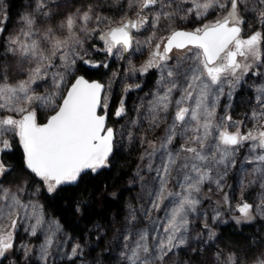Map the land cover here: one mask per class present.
<instances>
[{
	"label": "snow or ice",
	"instance_id": "1",
	"mask_svg": "<svg viewBox=\"0 0 264 264\" xmlns=\"http://www.w3.org/2000/svg\"><path fill=\"white\" fill-rule=\"evenodd\" d=\"M257 5L258 11L257 7L249 9L246 0H128L129 8L136 9V18L125 15L115 22V26L108 17L94 15L92 5L84 10L77 8L57 28L41 29L35 14L22 16L23 27L17 34L7 37L5 50L17 57L21 64L27 63L31 67L28 78L15 84L8 82L6 73L0 76V110L20 117L14 118L11 114L0 117V152L12 148L11 140L6 138L9 133L18 137L24 167L42 181L50 193L60 185L75 183L82 173H96L108 167L109 157L116 147L117 133L106 126L107 112L101 115L97 111L101 107L104 85L89 82L81 76L66 88L67 76L77 60L92 67L99 66L85 59L89 53L83 49L78 33L94 35L99 32L98 38L104 47L96 50L122 59L134 45L135 50L152 47L161 22L166 21L170 34L159 38L149 59L139 69L141 73L153 68L159 71L151 99L146 107L143 103L140 105L145 107L143 119L148 120L150 130L167 124L159 144L152 143L151 149L146 148L141 155V160H147V171L155 173V186H144L147 207L140 205L137 209L130 206L119 252L123 264H161L169 253L187 243L189 216L201 203L198 194L202 186L211 181L222 188L220 181L236 166L237 154L246 144L249 154L243 163L253 165L251 173L264 188V124L260 123L264 120V84L255 88L254 99L258 107L253 108L249 117L258 127L242 132L241 126L245 122L233 120L228 112L230 105L225 106L223 115L217 116L225 85L227 95L231 97L242 76L252 70L253 64L246 61L252 58L255 64L264 66V31L257 30L247 37L242 35L248 26L241 15L242 9L257 13L255 19L264 28V0H257ZM47 6L48 0H37L36 13L50 18L52 12L45 10ZM217 9L227 10L222 19L201 23L191 31L172 27L177 19L203 21ZM5 19L0 17V25ZM90 23L96 27L89 28ZM101 24L106 30L100 29ZM148 28L152 33L145 41L135 39L133 31ZM57 29L66 33L64 38L57 36ZM4 31L5 28L0 27V33ZM174 50L183 55L174 56ZM103 66L108 67L107 64ZM130 70L136 71L134 66ZM33 85L43 86L45 92L38 94ZM133 87L140 86L129 85L125 91ZM103 107L107 108V103ZM42 108L53 113L44 124L37 122L38 109ZM124 114L121 103L115 115ZM136 123V120L132 121L133 125ZM146 142L151 143L141 139L142 144ZM9 171L8 165L0 160V177ZM170 184L182 191H174ZM26 188L27 180L15 188L0 184V257L14 247L15 230L18 222H23L28 225L25 231L30 235H43L39 258L47 264L52 250L60 245L59 234L63 229L58 221L45 219L38 202L22 198ZM262 205L264 197L261 205L256 206L264 215ZM252 210L253 205L247 202L238 206L246 221L252 219ZM159 212H163L162 217L153 215ZM218 218L219 213H216L213 220ZM4 220L10 221V231L3 226ZM204 228L209 230L210 237L215 236L207 223ZM79 248V244L73 246L71 255L75 256ZM216 259L218 264H244L235 253L221 258L218 252ZM254 264H264V254L257 257Z\"/></svg>",
	"mask_w": 264,
	"mask_h": 264
},
{
	"label": "rangeland",
	"instance_id": "2",
	"mask_svg": "<svg viewBox=\"0 0 264 264\" xmlns=\"http://www.w3.org/2000/svg\"><path fill=\"white\" fill-rule=\"evenodd\" d=\"M36 2L37 0H18L20 9L18 12L10 15L8 13V1L0 0V17H6L4 23L0 25V27L5 28V31L0 33V76L6 73L8 82L12 84L18 83L20 80H26L28 78V69L31 67L27 63L21 64L17 57L7 53L5 50L7 37L17 34L23 27L22 16L35 14L38 25L41 29H44L48 26L57 28L67 15L75 12L77 8L84 10L88 5L93 6L94 15L108 17L112 21V26H115V22L119 21L121 17L127 15V17L132 18L136 13L135 8H129L128 0H48V6L45 10L50 9L52 15L50 18H45L36 13ZM246 4L249 9L257 7L258 11L257 0H246ZM188 6L190 5H185V7ZM226 11V9L211 11L203 21H198L195 18H190L186 21L177 19L172 27L188 30V28L200 26L204 22L222 19L226 15ZM256 14L243 9L241 11V15L244 16L247 22V29L252 33L257 30L264 31V28L255 19ZM166 24V21L161 22L160 28L156 32V38L152 42V47H141L139 50H135L136 45H134L130 55L122 59L116 55L109 56L104 51L96 50L104 47L103 42L99 41V32L94 35L78 33L80 39L83 41V49H87L89 53L85 59H90L99 65L98 67H94V69L101 68L107 73L103 81L105 90L101 106L103 107L104 103H107L106 109L111 108L113 101H115V105L114 107L112 106L111 110L112 118L115 121L112 127L117 133L115 148H119L120 146H137L139 149L138 156L140 155L139 167L141 166V172L139 175L137 174L132 182L134 190L128 195L124 216L120 221L112 224L105 240H103L102 231L96 235L97 239L91 242L89 239L87 240L88 236L81 237L78 235L71 237L70 231L63 229L62 233L59 234L60 245L52 250L51 256L47 259V264H123L119 256L122 244L120 237L126 223V217L129 214V208L131 206L138 209L140 205L147 207L148 197L144 186H155L153 181L155 173L147 171L145 167L147 160H141V155L148 146L150 148L152 145L151 140H153L154 136L157 139L155 144H159L160 138L164 135V129L167 127V124L163 123L159 128L150 130L148 120L143 119L146 115L145 107L147 101L151 99V94L156 90L159 71L153 68L146 72H154V77L150 81V86L146 87L147 89L144 88L145 80L140 78V76L146 73L139 71L149 59L155 43L159 42V38L170 34V30L166 29ZM92 27H96V25L90 23L89 28ZM99 27L106 30L104 24H101ZM151 33V28L142 30V33L135 36V39L143 42ZM65 35L66 33L63 30L57 29V36L64 38ZM93 45L95 46L94 48L92 47ZM262 53H264V45H262ZM173 55L179 57L183 53L179 50H174ZM238 60L242 63L245 62L243 58H239ZM246 63L253 64L252 70L242 76L240 83L232 90L231 97L227 95L228 87L225 85V95L220 98L217 108V116L219 117L224 114L225 106L230 105L228 112L232 115L233 120L245 122L241 126L242 132H247L254 126H259L256 121L249 119V117L253 108L258 107L254 99L256 95L255 88L258 85L264 84V66L255 64L252 58H249ZM57 64H59V61H57ZM80 64H84L83 61L77 60L71 74L67 76L68 83L66 88L78 76ZM104 64H107L108 67H104ZM133 66L136 71L130 70ZM60 70L62 71L63 69ZM253 72H258L259 74L254 75ZM228 79H232V77H228ZM136 84H139L140 87H133L130 91H125L129 85ZM33 87L38 94L45 92L43 86L36 87L33 85ZM121 103H123L125 108V114L117 117L115 112L121 106ZM142 103L145 107H140ZM9 114L13 115L14 118H20L18 114L0 110V117ZM38 114L41 121H45L52 114V111L42 108L38 109ZM133 120L137 121L135 125L132 124ZM260 123L264 124V120H261ZM232 130L234 131L235 129ZM129 134L131 135V139H129ZM6 138L11 140L12 147L17 142L14 134L9 133ZM142 138L151 143L146 142L142 144ZM248 154L246 144L237 154L236 166L231 168L220 181L222 188H218L211 181L206 182L202 186L201 192L198 194L201 203L197 206L196 212L191 213L189 216L191 223L187 234V243L169 253L161 264H189V260L192 262L191 264H218L216 259L218 252L221 254V258L228 253H235L237 258L242 260L244 264H254L256 258L264 254V215H261L256 208L257 205H261V199L264 197V188L260 187L261 181L256 179L251 173L253 165L243 163L244 158ZM9 168L10 171L0 177V184L5 187L15 188L22 181L27 180V188L22 198L26 201L32 200L38 202L42 206L45 219L58 221L51 212L44 210L40 194L42 185L35 181L25 169L19 171L13 170L11 167ZM212 175L216 178L215 172ZM253 180L256 182L250 183ZM169 187L174 191H182L176 189L172 184ZM225 196H227V202L225 201ZM244 202L253 205L252 219L250 221L244 220L238 211V206ZM261 208L264 209V205ZM216 213H219V218L214 221L213 216ZM153 215L162 217L163 212L153 213ZM237 218H240V223H237ZM204 223L210 226L215 236H209V230L204 228ZM228 223H232L238 226V228L243 225L246 227L251 225L254 231L245 230V235L247 232L248 239L241 237L238 242H233L229 240L228 231L219 232ZM2 224L6 230H11L10 221L4 220ZM27 226L26 223L18 222L13 241L14 247L6 252L3 257H0V264H12V262L14 264L15 262L18 264H45V261L39 258V246L44 242V237L40 233L36 236L30 235L25 231ZM76 244H79L80 248L77 249V254L72 256L71 250ZM25 245H27V249Z\"/></svg>",
	"mask_w": 264,
	"mask_h": 264
},
{
	"label": "trees",
	"instance_id": "3",
	"mask_svg": "<svg viewBox=\"0 0 264 264\" xmlns=\"http://www.w3.org/2000/svg\"><path fill=\"white\" fill-rule=\"evenodd\" d=\"M8 1V13L18 12L20 4L18 0ZM78 75L88 80L104 81L103 69L80 64ZM115 101L112 106L114 107ZM110 108V117L112 116ZM111 117L108 126H113ZM154 136L152 143L156 142ZM152 145L147 149H151ZM137 146H120L115 148L109 166L97 173L88 172L81 176L75 185L57 187L53 192L47 191V186L35 176L31 177L42 185L41 198L46 212H51L58 220L62 229L70 231L71 237L80 235L88 236L91 242L95 241L96 235L103 232L105 240L107 232L114 222H118L125 214V206L129 193L134 190L133 180L141 172L139 167L140 158ZM6 163L13 170H24L22 154L16 142L11 152L6 155ZM253 230V226H238L228 223L219 232L228 231L229 240L238 242L241 237L247 238L245 230ZM247 230V231H248ZM249 234V232H248ZM251 235V232H250ZM248 239V238H247ZM99 242V241H98ZM189 264L192 262L189 260ZM14 264V262H12ZM15 264H18L15 262Z\"/></svg>",
	"mask_w": 264,
	"mask_h": 264
},
{
	"label": "flooded vegetation",
	"instance_id": "4",
	"mask_svg": "<svg viewBox=\"0 0 264 264\" xmlns=\"http://www.w3.org/2000/svg\"><path fill=\"white\" fill-rule=\"evenodd\" d=\"M136 18V15L135 16H133L131 19H135ZM215 20H212V21H209V22H204V23H210V22H214ZM201 26V25H200ZM200 26H195V27H200ZM195 27H192V28H188V30H185V31H191V30H193ZM182 30H184V29H182ZM142 33V30L140 31V32H135V31H133V35H134V37L135 36H137V35H140ZM252 34V32L250 31V30H248L247 29V27L245 28V31L242 33V35L243 36H245V37H247V36H249V35H251ZM99 41L100 42H103V41H101L100 39H99ZM162 47H163V45H162ZM132 52V50H130L129 52H127V53H124L123 54V56L126 58L127 56H129L130 55V53ZM239 59V58H238ZM154 77V72L152 71V72H150V73H146V74H144L143 76H140V78H142V79H144L145 81H144V88L145 89H147L146 87H149L150 86V81L152 80V78ZM98 81V80H97ZM102 83V82H101ZM103 85H104V83H102ZM104 88H105V86H104ZM106 111H107V115H108V119H107V125H109L108 124V122L110 121V119H111V117H110V107L108 108V109H106ZM18 119V118H17ZM37 122L38 123H43L44 121H41V119H40V116H39V114H38V119H37ZM16 137V136H15ZM17 139V138H16ZM18 143V142H17ZM20 149V148H19ZM11 152V150H9V151H5V152H1L0 153V160H3L5 163H6V155L7 154H9ZM7 164V163H6Z\"/></svg>",
	"mask_w": 264,
	"mask_h": 264
},
{
	"label": "water",
	"instance_id": "5",
	"mask_svg": "<svg viewBox=\"0 0 264 264\" xmlns=\"http://www.w3.org/2000/svg\"><path fill=\"white\" fill-rule=\"evenodd\" d=\"M182 30V29H181ZM82 75H78V76H76L75 78H77V77H81ZM84 77V76H83ZM85 78V77H84ZM87 81H89V82H93V81H96V82H99V81H97V80H88L87 78H85ZM74 81H75V79L72 81V83H74ZM71 83V84H72ZM99 83H101V82H99ZM71 84L68 86V87H70L71 86ZM102 84V83H101ZM104 90H105V88H104ZM104 90L102 91V93H101V101H102V96H103V93H104ZM98 114H104L105 112H107L106 111V108H104V107H100V108H98ZM53 114V113H52ZM51 114V115H52ZM48 118H49V116H48ZM47 118V119H48ZM47 119L43 122V123H40V124H44V123H46L47 122ZM106 126L107 127H111V126H108L107 125V123H106ZM111 128H113V127H111ZM17 138V142H18V146H19V148H20V151H21V154H22V159H23V150H22V147L20 146V144H19V139H18V137H16ZM1 153V152H0ZM113 154V153H112ZM112 156V155H111ZM111 156L109 157V159L111 158ZM23 166H24V163H23ZM24 169L28 172V173H30L25 167H24ZM103 169V168H102ZM102 169H100V170H102ZM99 170V171H100ZM98 171V172H99ZM88 172H90V171H87V172H85V173H82V175H84V174H86V173H88ZM97 173V172H96ZM31 174V173H30ZM31 175H33V174H31ZM81 175V176H82ZM34 176V175H33ZM37 178V177H36ZM38 179V178H37ZM39 180V179H38ZM79 180V179H78ZM78 180L75 182V183H71V184H63V185H60V186H65V185H75L77 182H78ZM59 186V187H60Z\"/></svg>",
	"mask_w": 264,
	"mask_h": 264
}]
</instances>
